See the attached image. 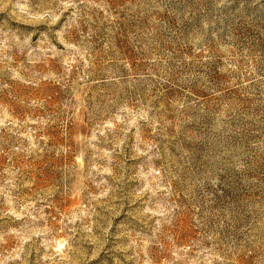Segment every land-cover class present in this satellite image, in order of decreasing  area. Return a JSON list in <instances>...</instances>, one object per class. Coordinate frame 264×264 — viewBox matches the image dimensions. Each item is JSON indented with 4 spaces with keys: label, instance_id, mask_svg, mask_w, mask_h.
I'll use <instances>...</instances> for the list:
<instances>
[{
    "label": "rangeland",
    "instance_id": "obj_1",
    "mask_svg": "<svg viewBox=\"0 0 264 264\" xmlns=\"http://www.w3.org/2000/svg\"><path fill=\"white\" fill-rule=\"evenodd\" d=\"M0 264H264V0H0Z\"/></svg>",
    "mask_w": 264,
    "mask_h": 264
}]
</instances>
